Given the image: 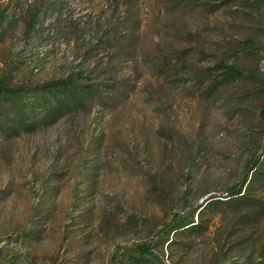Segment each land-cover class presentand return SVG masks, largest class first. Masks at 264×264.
<instances>
[{
	"label": "rangeland",
	"instance_id": "1",
	"mask_svg": "<svg viewBox=\"0 0 264 264\" xmlns=\"http://www.w3.org/2000/svg\"><path fill=\"white\" fill-rule=\"evenodd\" d=\"M72 70L79 111L0 134V264H264V0H0V77Z\"/></svg>",
	"mask_w": 264,
	"mask_h": 264
},
{
	"label": "trees",
	"instance_id": "2",
	"mask_svg": "<svg viewBox=\"0 0 264 264\" xmlns=\"http://www.w3.org/2000/svg\"><path fill=\"white\" fill-rule=\"evenodd\" d=\"M37 14L38 11L31 13L23 31L24 37L30 35L36 23ZM81 78V71L72 70L63 77L15 86L10 85L7 77H0V134L11 137L22 131H31L46 120L54 121L65 113L79 111V108L83 107L97 90L92 84L81 82ZM215 86V80H213L208 88L212 89ZM259 163L257 157L248 160L243 178L239 184L228 189V195L241 193L247 181V175L256 170ZM178 220L180 219L174 215L163 224V227L169 232L192 222ZM125 252L129 257H145L149 250L143 243L125 249ZM119 253L120 251H116V259Z\"/></svg>",
	"mask_w": 264,
	"mask_h": 264
}]
</instances>
